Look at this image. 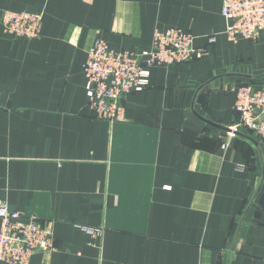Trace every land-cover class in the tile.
Here are the masks:
<instances>
[{"label": "crops", "instance_id": "0c3cea01", "mask_svg": "<svg viewBox=\"0 0 264 264\" xmlns=\"http://www.w3.org/2000/svg\"><path fill=\"white\" fill-rule=\"evenodd\" d=\"M221 6L0 0V202L54 245L28 264H263L264 140L225 128L233 89L264 84V32L228 40ZM5 9L42 12L39 36L6 34ZM171 27L194 36L193 58L151 68L123 120L96 118L82 72L94 42L141 52Z\"/></svg>", "mask_w": 264, "mask_h": 264}, {"label": "built area", "instance_id": "2783aa9c", "mask_svg": "<svg viewBox=\"0 0 264 264\" xmlns=\"http://www.w3.org/2000/svg\"><path fill=\"white\" fill-rule=\"evenodd\" d=\"M221 16L226 22L224 34L230 41L255 40L264 32V0H222ZM42 18L39 11L5 9L1 26L14 38L31 39L39 36ZM193 41L192 34L176 27L155 30L150 48L141 52L114 50L103 40H96L82 65L85 94L94 116L108 122L123 120L121 99L149 87L151 68L190 61L197 53ZM233 93L238 118L225 128L226 134L234 136L242 128L264 140V84L257 88L244 82ZM81 227L92 236L102 232L96 227ZM53 248L50 229L36 216L9 210L0 202V264H28L35 252ZM262 261L264 264V255Z\"/></svg>", "mask_w": 264, "mask_h": 264}]
</instances>
